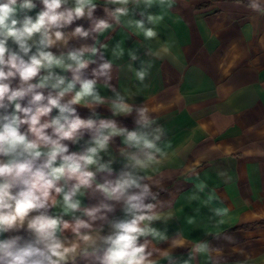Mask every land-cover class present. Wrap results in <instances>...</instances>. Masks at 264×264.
I'll use <instances>...</instances> for the list:
<instances>
[{
	"label": "crops",
	"instance_id": "obj_1",
	"mask_svg": "<svg viewBox=\"0 0 264 264\" xmlns=\"http://www.w3.org/2000/svg\"><path fill=\"white\" fill-rule=\"evenodd\" d=\"M96 2L92 20L75 21L62 31L71 33L77 25L90 29L96 19L108 20L112 28L52 50L97 41V47L105 45L103 58L95 57L97 63L85 75L91 78L93 68L111 60L107 84L135 109L148 108L146 116L154 123L142 130L155 134L161 129L156 143L165 155L157 154L160 163L140 175L147 177L143 183L155 196L145 201L155 205L159 217L150 226L163 239L147 236L139 243L148 242L156 264H264V12L249 6L253 0H170V6L157 0L151 7L130 3L129 15L116 24L104 7L119 5ZM256 2L264 9V0ZM36 3L33 16L43 7ZM149 15L163 19L151 23ZM136 20L153 28L156 37L146 40L127 23ZM141 69L147 71L143 81L136 77ZM97 89L106 99L115 98L105 77L99 78ZM93 110L98 119H115L118 127H140L135 110L113 117L108 104L77 106L82 118ZM88 138L85 133L79 144H70V151H79ZM122 141L114 137L108 152L102 153L117 171L126 162L120 154ZM106 175L98 174L97 180L102 182ZM79 198L82 206L102 199L99 193L93 197L91 190ZM51 211L58 214L60 209ZM65 235L72 237L70 230ZM200 245L205 250L197 251ZM76 264L98 262L78 258Z\"/></svg>",
	"mask_w": 264,
	"mask_h": 264
},
{
	"label": "clouds",
	"instance_id": "obj_2",
	"mask_svg": "<svg viewBox=\"0 0 264 264\" xmlns=\"http://www.w3.org/2000/svg\"><path fill=\"white\" fill-rule=\"evenodd\" d=\"M156 2L105 0V5L119 7L105 6L104 11L120 24L121 17L129 15L130 3L151 7ZM39 3L43 7L33 16L36 0H0V264H76L78 258H91L98 264H156L147 251L148 242L139 243L141 237L163 239L150 226L159 217L153 211L155 205L145 203L155 196L140 171L160 163L157 154L165 155L156 143L161 129L155 134L142 130L154 123L146 116L148 108L135 109L107 84L111 60L93 68L91 78L85 75L97 63L95 57L103 58L105 45L97 47V41L68 51L52 50L67 48L73 38L112 28L108 20L96 19L90 29L77 25L71 33L62 31L75 21L92 20L96 0ZM158 3L170 6V0ZM249 6L264 12L256 0ZM147 19L155 23L163 17L149 15ZM127 23L146 40L157 35L143 20ZM146 75L144 69L136 73L140 81ZM100 77L106 78L115 98L100 95ZM104 104L113 117L137 111L140 127L128 130L118 127L115 119H98L94 110L88 118L77 111V106L94 109ZM85 133L89 138L84 146L70 151V144H79ZM114 137H123L125 145L120 154L126 162L119 171L113 168V160L102 155ZM100 173L107 174L102 182L97 180ZM89 190L102 199L82 206L79 197H86ZM118 205L120 215L116 214ZM56 207L60 212L52 214ZM68 230L71 238L65 235ZM205 248L200 245L197 251Z\"/></svg>",
	"mask_w": 264,
	"mask_h": 264
}]
</instances>
